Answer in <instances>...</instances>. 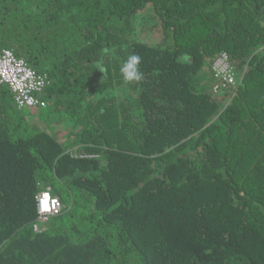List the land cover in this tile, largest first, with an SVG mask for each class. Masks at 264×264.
<instances>
[{
    "label": "trees",
    "instance_id": "1",
    "mask_svg": "<svg viewBox=\"0 0 264 264\" xmlns=\"http://www.w3.org/2000/svg\"><path fill=\"white\" fill-rule=\"evenodd\" d=\"M3 49L47 106L0 84V264H264V0H0Z\"/></svg>",
    "mask_w": 264,
    "mask_h": 264
},
{
    "label": "built area",
    "instance_id": "2",
    "mask_svg": "<svg viewBox=\"0 0 264 264\" xmlns=\"http://www.w3.org/2000/svg\"><path fill=\"white\" fill-rule=\"evenodd\" d=\"M215 83L212 91L234 86L235 74L229 65L226 56H220L213 64ZM0 84L7 85L11 90L15 103L21 109H43L47 102L38 97L39 92L46 84L45 77L33 70L24 59L15 55L9 49L0 52ZM62 204L52 195L49 188L42 190L37 198V210L40 220L59 212Z\"/></svg>",
    "mask_w": 264,
    "mask_h": 264
},
{
    "label": "clouds",
    "instance_id": "3",
    "mask_svg": "<svg viewBox=\"0 0 264 264\" xmlns=\"http://www.w3.org/2000/svg\"><path fill=\"white\" fill-rule=\"evenodd\" d=\"M141 58L139 55H130L120 66V73L126 82L140 81L142 73L139 70ZM103 71V69H100Z\"/></svg>",
    "mask_w": 264,
    "mask_h": 264
},
{
    "label": "rangeland",
    "instance_id": "4",
    "mask_svg": "<svg viewBox=\"0 0 264 264\" xmlns=\"http://www.w3.org/2000/svg\"><path fill=\"white\" fill-rule=\"evenodd\" d=\"M238 80H239V79L236 78V81H237V82H238ZM214 83H215V79H214V78H213L212 81H209V82H208L209 85H214ZM236 84H237V83H236ZM98 92H100V91H98ZM100 94H102V93H100ZM41 222H42V221H40V222L38 223V226H39V227L42 226V223H41Z\"/></svg>",
    "mask_w": 264,
    "mask_h": 264
}]
</instances>
